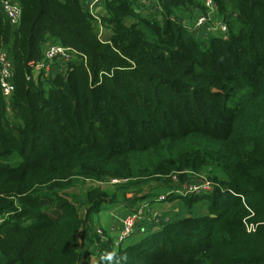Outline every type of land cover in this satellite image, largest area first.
<instances>
[{"label":"trees","instance_id":"trees-1","mask_svg":"<svg viewBox=\"0 0 264 264\" xmlns=\"http://www.w3.org/2000/svg\"><path fill=\"white\" fill-rule=\"evenodd\" d=\"M211 1L227 39L190 31L205 0H105L103 31L80 0H16V28L0 9L15 87L9 105L0 86V264L88 263L81 234L111 199L95 189L78 206L75 179L157 181L159 197L186 171L213 172V194L177 197L208 215L108 240L98 264H264V0ZM47 39L78 59L30 81Z\"/></svg>","mask_w":264,"mask_h":264},{"label":"built area","instance_id":"built-area-1","mask_svg":"<svg viewBox=\"0 0 264 264\" xmlns=\"http://www.w3.org/2000/svg\"><path fill=\"white\" fill-rule=\"evenodd\" d=\"M145 6L151 5L153 0H139ZM87 6L91 15L95 20L100 23L101 13L100 10L105 6V0H90L88 3L84 4ZM207 10L206 14L199 16L192 26L191 31L193 33L200 32L208 36L214 35L222 39H227L226 33H229L228 25L224 20L219 17L217 9L211 0H207L204 3ZM0 9L5 15L6 20L12 27H18L22 19V10L20 5L14 0H0ZM151 11V10H150ZM155 11V10H154ZM186 22L187 20H183ZM188 26V22L184 24ZM220 31L221 34H214V31ZM203 37V36H201ZM11 52L9 48H5L0 51V86L2 90V95L6 99L7 103L11 102V99L15 92L14 87V65L11 60ZM78 59V53L69 47H64L58 43L52 44L50 48L46 51L42 60L36 63L28 77L30 81H38L39 78L45 79L52 76H56L57 73L64 71V66H68L76 62ZM56 63H61L63 68L54 69ZM187 183L183 186L176 182L177 186L165 196L158 199L159 202H165L171 195L177 197H201L209 196L214 193L215 189L218 187L217 184L208 178H202L199 181L184 182ZM2 220H0V224ZM170 224V218L164 216L160 212H151L148 209V205H143L135 209L132 214H130L122 222V227L118 232V235L114 240H112L111 245L114 251L120 250V248L132 238L137 230L145 226L148 232L157 231ZM144 233V229H141ZM95 234L99 237V245L105 244L109 239L107 233L100 227L95 228ZM100 246L96 245L97 248ZM84 259L81 260L80 264H84ZM117 264V263H116Z\"/></svg>","mask_w":264,"mask_h":264},{"label":"rangeland","instance_id":"rangeland-1","mask_svg":"<svg viewBox=\"0 0 264 264\" xmlns=\"http://www.w3.org/2000/svg\"><path fill=\"white\" fill-rule=\"evenodd\" d=\"M205 1H207V0H205ZM140 5L145 6L142 3H140ZM183 20H185V19H183ZM183 20L181 23L184 25L187 23V21L184 22ZM193 29L194 28L191 27L190 31H192ZM100 30L103 31L101 24H100ZM214 34H221V33H220V31L215 30ZM196 35L199 37H201V36L206 37L205 34H201L200 32H196ZM225 35L228 36V33H226ZM56 67H57V69H61V68H63V65L61 63H59ZM64 69H65V72H67L68 66H64ZM203 145L206 147L207 143L203 142ZM213 146L217 147V143L215 142L213 144ZM186 177H189V179L184 181ZM212 177H213V172L195 173L192 171H186V172H182V173L172 175L170 183H172L173 186H177L176 182H179V184L183 183V186H184L185 184H187L184 182L199 181L202 178L211 179ZM128 184H130L128 181H122L119 179H107L105 181L92 182L91 180L78 178V179H75L73 186L71 187V189H69L66 192V194L68 196H70L72 198V200L75 201L78 199V201L82 202V199L84 200L86 194L91 190L96 189V190H101L103 192H107L109 194L111 202L108 204H105V205L106 206H108L109 204L111 205V206H108V208H107V209L111 208V211L109 210L110 211V214H109L110 218H112V219L114 218L120 222H123L127 217L125 215V213H126L125 207L126 206L133 205L136 208L137 203H139L141 201L151 200V198H148L145 200L144 199L145 196L153 195L154 197H157L156 192L165 191L167 189L166 185L164 183L157 182V181H148L142 187V189L137 188L136 191H134V189L132 187L125 188ZM217 186H218L217 188H219L218 184H217ZM121 187H123L122 190L119 189ZM216 189H215V191H216ZM165 192H167V191H165ZM126 195H128L129 199L136 196V198H138L137 200H139V199H142V200L139 202H133V204H130L129 203L130 201L124 199ZM158 195H161V196L157 197L158 199L162 196H165V194H163V193L158 194ZM75 202L77 203V201H75ZM168 203L171 206V210L173 211V213H175L176 211H182L187 216H191V214H192V215L198 216V217L208 215V211L206 210L205 204H201V203L197 204L194 206V208L192 210H188V208L185 207V205L181 201L177 200V196H175V195H171L168 198ZM78 206H79V204H78ZM122 206L124 208V211H122ZM189 212H191V213H189ZM85 213L86 212H85L84 208H82L81 209V215L83 217H85ZM182 216H183V214H182ZM100 225H101V223H100ZM100 225L97 224L96 222H94L93 228L95 229L96 226L100 227ZM140 229H142V227H140ZM140 231L141 230L137 231L133 237H137V234ZM93 234H94V231H93ZM91 240H93V239H91ZM133 240L128 241L126 245H128L129 243H132Z\"/></svg>","mask_w":264,"mask_h":264},{"label":"crops","instance_id":"crops-1","mask_svg":"<svg viewBox=\"0 0 264 264\" xmlns=\"http://www.w3.org/2000/svg\"><path fill=\"white\" fill-rule=\"evenodd\" d=\"M14 1H16V0H14ZM80 1L83 4H85V3H88V1H90V0H80ZM100 13H101V16L105 15L106 14L105 8H102L100 10ZM199 16H200V14L197 15V17L194 19V21ZM100 21H101V19H100ZM100 24H101V22H100ZM54 43L60 44V42H58V40L54 41V39H47L46 42L43 43V45H42V56L45 55L48 48H50L52 46V44H54ZM57 65L58 64H56L55 66H57ZM39 79H42V78H39ZM45 79H42V80H45ZM9 110H10V107H9ZM152 201L153 200L142 201L138 205L136 204V206H137L136 208L133 205L126 206L125 207V211H126L125 215L128 217L130 214H132V212L135 209L142 207L145 204L148 205V209L151 212H160V213L164 214V216L169 217L170 223H171V221H173V222L178 221L180 218H182L183 216L186 215L182 211H176L175 213H173V211L171 210V206L168 203V200H166L165 202H160V203H154ZM150 203H153V204H150ZM108 206H111V205L109 204ZM108 206L104 205L102 213L97 215L93 219V222H96L99 225L101 223L100 228H102L107 233L110 240H114V238H116V236L118 235V232L120 231V229L122 227V222L118 221L117 219L110 218L109 214H110L111 208L107 209ZM206 210H207V208H206ZM122 211H124L123 206H122ZM182 214H183V216H182ZM200 217H204V216H200ZM93 224L94 223H92L91 226H89V229L86 228V231L84 234L83 233L81 234V243L83 245V249L85 252H88V255L90 256L88 263H87V258L85 256L82 257V259H84V261H85L84 264H98L99 260H100V254H99L100 248L96 247V245L100 246L99 245V237L96 236V234H95V229L93 228ZM96 227H98V226H96ZM142 229H144L145 233H148V230L146 229L145 226H142ZM139 230H141V229L139 228L138 231ZM93 231H94V234H93ZM151 232H153V230ZM139 236L140 235L137 234V237H139ZM137 237H132L128 241H131L133 239L136 240ZM91 239H93V240H91Z\"/></svg>","mask_w":264,"mask_h":264},{"label":"water","instance_id":"water-1","mask_svg":"<svg viewBox=\"0 0 264 264\" xmlns=\"http://www.w3.org/2000/svg\"><path fill=\"white\" fill-rule=\"evenodd\" d=\"M189 217V216H188Z\"/></svg>","mask_w":264,"mask_h":264}]
</instances>
